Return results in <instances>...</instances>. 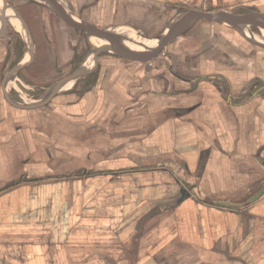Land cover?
I'll return each mask as SVG.
<instances>
[{"label":"crops","instance_id":"0c3cea01","mask_svg":"<svg viewBox=\"0 0 264 264\" xmlns=\"http://www.w3.org/2000/svg\"><path fill=\"white\" fill-rule=\"evenodd\" d=\"M51 1L123 42L187 9L249 18L198 20L179 37L207 39L156 66L95 60L84 27L0 0V264H264V0ZM78 69L40 106L9 100L33 101L20 75L38 100Z\"/></svg>","mask_w":264,"mask_h":264},{"label":"water","instance_id":"95a60500","mask_svg":"<svg viewBox=\"0 0 264 264\" xmlns=\"http://www.w3.org/2000/svg\"><path fill=\"white\" fill-rule=\"evenodd\" d=\"M42 4L56 12L59 16L66 19L67 21L84 27L89 33H91L99 42L95 45L93 49V56L96 60L99 52L105 51L112 53L114 55L130 58V59H138V60H150L156 57L168 44L175 41L182 33L187 31L191 26H193L198 20H214V21H222L228 24L236 23L243 20H248L249 16L247 14H230L224 12H208L202 10L195 9H187L183 12V14L175 18L163 31H161L158 35L148 38L147 42L140 43V48H130L119 41L113 39V37L105 30H101L94 25H91L88 22L78 21L74 17L70 16L68 13L63 11L58 5L53 3L51 0H39ZM3 2V1H2ZM4 5L7 3L4 1ZM255 21L259 22L264 27V19L262 17L254 16ZM23 66V63L16 64L12 70L8 74V78L10 75L18 71ZM81 69H78L71 73L69 76L55 82L50 89L46 92L44 96L38 99L35 102L31 103H19L15 102L13 99L9 97V100L12 104L24 107V108H32L37 107L44 104L46 101L50 99V97L57 92L66 82L76 77L79 73H81Z\"/></svg>","mask_w":264,"mask_h":264},{"label":"rangeland","instance_id":"374dc122","mask_svg":"<svg viewBox=\"0 0 264 264\" xmlns=\"http://www.w3.org/2000/svg\"><path fill=\"white\" fill-rule=\"evenodd\" d=\"M200 26L201 25L199 24L198 26L194 27L196 29V31L198 29V32H193L195 30L191 29L184 36H181V37H179V39L175 40L173 43L168 44L157 55V57L155 59H153V62L151 64L156 65V66H158V65L167 66L168 65V66H171V67L174 66L175 64L176 65H181V62L183 61L182 57L183 56H187L189 58L191 56L192 52H194L193 50L196 47H198V44L202 43L208 37V35H207L208 31L205 30V29H202ZM194 33H197V34H195V36H194ZM158 34H156V35H158ZM156 35H153L151 37H154ZM135 36L136 35H134L133 37H135ZM8 37H6L3 40L4 47H7V46L10 45L9 48H12L13 52L17 51V45H19V40H18V42L17 41L15 42V39L13 38V36L11 34H9ZM10 42H11V44H10ZM90 46L91 47H88L89 50L92 48V44ZM184 48L187 49V50L184 51ZM16 58H17V56L16 57L13 56L12 65H14L15 61L17 60ZM14 59H16V60H14ZM184 60H186V58H184ZM126 63L133 65L134 63H138V62L137 61L136 62L124 61V64H126ZM190 65H192V64L190 63ZM176 74H181V72L178 71ZM19 77L20 78H18L17 84L15 85V91H14V89H12V91H11V93H12L11 95H13V98L17 99V101H19L20 99H23V101H28V102H31L32 100H33L32 102L37 101L36 98L40 94V90H42V89L41 88H37L39 86H35V87H31V88L22 87V85H20V83H18V82L21 81V83H23L22 82L23 78L21 77V75ZM28 82H30V83H32L34 85H38V81L37 80H33V81L29 80ZM28 82H26L24 80V83H28ZM16 90H17V92H16Z\"/></svg>","mask_w":264,"mask_h":264},{"label":"bare ground","instance_id":"6f19581e","mask_svg":"<svg viewBox=\"0 0 264 264\" xmlns=\"http://www.w3.org/2000/svg\"><path fill=\"white\" fill-rule=\"evenodd\" d=\"M112 37H113V39L118 40L117 37H114V36H112ZM134 38L135 37H133V38L129 37L128 40H126V42H123L122 40H119V42L122 43L123 45L127 46V47L138 49V48L141 47L140 46L141 42L139 40H137V39H134ZM91 41L93 43H98L99 42V40H97L95 37H91Z\"/></svg>","mask_w":264,"mask_h":264}]
</instances>
